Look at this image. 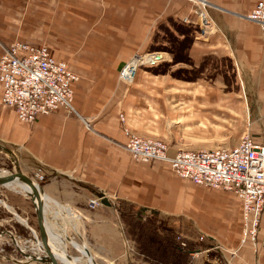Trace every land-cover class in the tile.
<instances>
[{
  "label": "crops",
  "instance_id": "1",
  "mask_svg": "<svg viewBox=\"0 0 264 264\" xmlns=\"http://www.w3.org/2000/svg\"><path fill=\"white\" fill-rule=\"evenodd\" d=\"M206 1L218 31L206 38L195 36L187 54L210 75L191 82L148 67L125 82L120 69L135 52L155 50L151 47L157 45L163 23L195 25L197 16L188 0H0V57L16 40L46 45L80 77L74 84L75 112L60 109L31 125L22 123L0 98V145L13 151L23 170L30 169L32 175L44 170L46 178L40 183L50 235L76 234L100 264H128L119 212L123 203L153 210L146 216L171 219L179 231L204 234L227 264H264V213L258 250L251 243L241 245L242 204L235 194L182 179L167 162H135L125 147L120 114L133 132L167 142L171 156L211 147L199 135L173 143L172 134L228 129V117L243 109L241 94L223 90L229 74L241 83L251 106L247 128L257 129L251 132L257 143L264 141V30L247 18L256 0ZM166 54L170 63L172 54ZM5 188L0 186V198ZM100 194L110 205L90 208L89 199ZM6 205L21 214L13 201ZM18 223L24 226L0 202V231L12 232L26 251L13 226ZM32 226L38 231L36 215ZM11 241L8 234L0 236V264H38L23 261L27 258L16 247L17 257L6 254ZM70 245L81 255H70ZM61 246L76 264L84 258L72 243Z\"/></svg>",
  "mask_w": 264,
  "mask_h": 264
},
{
  "label": "built area",
  "instance_id": "2",
  "mask_svg": "<svg viewBox=\"0 0 264 264\" xmlns=\"http://www.w3.org/2000/svg\"><path fill=\"white\" fill-rule=\"evenodd\" d=\"M188 1L197 16L195 23L202 31L201 35L217 32L218 24L208 13L207 1ZM247 18L258 22L264 30V0H256ZM3 51L0 57L1 103L12 108L22 123L31 125L40 115L61 108L74 111L73 84L79 81V76L56 60L47 46L16 41L6 45ZM165 55V51L151 50L135 53L121 68L119 76L127 82L132 81L141 68L162 64ZM121 120L124 122L123 115ZM122 125L127 137L126 149L134 161L145 164L154 160L168 162L182 179L235 194L242 201V242L250 240L257 244L264 213V141L257 143L245 135L234 147L198 152L184 150L173 157L168 154L169 147L164 141L141 136L125 123ZM34 176L37 182L46 178L42 168ZM100 204L98 198H91L88 206L96 208ZM199 240L207 238L201 234ZM2 252L0 248V254Z\"/></svg>",
  "mask_w": 264,
  "mask_h": 264
},
{
  "label": "rangeland",
  "instance_id": "3",
  "mask_svg": "<svg viewBox=\"0 0 264 264\" xmlns=\"http://www.w3.org/2000/svg\"><path fill=\"white\" fill-rule=\"evenodd\" d=\"M158 30L159 33L157 34V40H156L157 45L156 46L153 45L151 49H155V50H151V51H161V52L166 51L171 53V51L169 50H174L175 54H177L178 58H180L181 60L179 62H172L171 60L169 64L166 63L167 64L166 70H168V72H170L173 76L181 75L184 77H188L187 78L189 79L188 81L191 82H196L198 78H202L203 75L205 74L210 75L208 72L205 73L204 64L197 65L190 58H189L190 61H186L185 59L186 49L185 47L182 46V44H184L187 39L193 41L195 36L206 38L211 34H214L213 32L212 33L210 32L207 35H201L202 31L201 29H199L198 24L195 23L194 26H186V25H181L179 23L177 24L173 21H168L166 23H163ZM172 58H173V54H172ZM223 88H224L223 90L226 91L227 93L233 92L235 94H241L242 97L240 98V100L242 101V107H243L242 114L238 113L228 117V120L226 122L228 129L215 130L212 129L213 128L212 127L211 131H205V132L203 131L197 134H188L187 131H184V136L182 134L179 135L178 133L172 134L173 143H176L177 139L181 140V138L190 141L193 139L191 135L192 136L199 135V136H203L204 139H207L208 141H210L209 143H212L213 145L211 147L198 148V149H213L216 146L229 147L238 144L245 133L247 132L251 133L257 131V129L247 128L246 120L248 119L247 117H249V115H252V110L250 104L248 102H247L248 105L246 104L245 100L247 98L244 95V91H243L244 89H242L241 83L238 81H234L233 77L230 76L229 74L228 81L224 83ZM247 101H249V99ZM150 137L161 140L158 137H154V136H150ZM198 149H189V150L196 151ZM15 159L19 163L21 171L24 174H27L28 176L32 177L34 181H36L35 180L36 176L32 175V171L28 168L27 169L25 168L23 170L19 160H17L16 157ZM15 166L16 163L12 160V158L6 152L0 150V169L3 170L4 173L8 174L11 171H15L16 168ZM37 183H39V185L41 186L40 182ZM1 192L3 194L1 199L3 200L5 199L4 200L5 202L11 200L14 203H16L17 207L19 208V212L21 213L19 215L26 221V223H28L27 226L25 224L24 226H22L19 223L13 225L15 231L18 232V234L21 237H23V240H25L24 245L26 247V252L37 254L38 251L35 246V239L33 236V232L29 228V226L33 227L32 223L35 221V215H36L35 208L33 207L31 198L28 195L9 189L8 187L2 189ZM89 207L92 208L91 206ZM122 208L124 211L127 212L125 215L121 217V220H123V236H124V252H125L124 255L126 260L125 262H127L128 264H130L127 260L128 257L131 258L133 264H227L225 256L219 249L208 246V243L210 241L199 240L201 234L198 236V234L193 233L191 230L179 231L174 227V225L171 222V219H166L158 215L146 216L150 212H153V210L151 211L149 209H143V213H145V216L147 217L148 220L144 221L143 223L141 222L136 224L133 218H131V216L128 213L129 212L128 206L122 205ZM9 217H11L10 214ZM161 224L165 225L163 226V228H166L164 231L160 230V228H162ZM169 224L173 225L174 228H172ZM155 225L157 226L161 225L159 227V230L163 236L162 235L161 237L157 236L156 238L157 240L162 241L161 244H163V246L168 245L167 238L171 236L173 237L174 241L178 242L181 248L185 249L190 247L196 249L197 252H193L191 253V255H187L186 253H183L179 250H177L176 252L175 250L172 249L165 253L167 256L166 255L163 256L162 250L157 249L155 252L154 245L152 244L153 235L151 232L153 230V227L154 229H157ZM73 239L80 242V237H78L76 234ZM183 243L185 244V246L182 245ZM5 247H6L5 250L7 251V252L5 251L6 254L12 255L13 253L15 256L18 254V251H16L15 245L12 243V241L10 245L7 244L5 245ZM68 249L72 253L69 254L73 255L74 257L81 255L71 245L68 247ZM201 252H203L204 254L202 255ZM180 254L183 255L182 258L180 257ZM9 257L14 259V257L12 256ZM23 261H27V260L24 259ZM33 262L42 264L37 261H33ZM95 262L97 264H100L96 259ZM85 263H86V258H81V262L79 264H85Z\"/></svg>",
  "mask_w": 264,
  "mask_h": 264
},
{
  "label": "water",
  "instance_id": "4",
  "mask_svg": "<svg viewBox=\"0 0 264 264\" xmlns=\"http://www.w3.org/2000/svg\"><path fill=\"white\" fill-rule=\"evenodd\" d=\"M0 150L6 152L12 160L16 163L15 171H11L8 174L4 173L3 170L0 169V186H8L10 183L14 181H20L24 184H26L30 192H28V196L31 198L33 207L35 208V214L37 218L38 223V231L35 230L33 227L29 226V228L32 230L33 234L35 235V245L37 243V246L41 248V251L43 252L41 256L39 254H33L30 252H26L21 249V247L18 245L17 239L13 236L12 232H9L7 230L0 231V236L4 234H8L11 239H13V242L15 244V247L17 250L24 255L28 261L27 263L37 261L39 263L44 264H66L65 261L60 257V254H58L53 249V240L51 238V235L49 233V229L46 223L45 218V200L46 196L44 191H42V187L34 181V179L27 174H24L21 171V168L19 166V163L16 161L13 151L10 148H7L6 146L0 145ZM101 199V203L103 205H110L109 201L105 198L104 194H100L98 196ZM0 202L11 211L15 217L26 226L28 223L19 215L17 212L6 205V202L0 198ZM85 253L89 256L90 260H93L94 264H97L95 262V259L91 256V253L88 252L87 249H85ZM7 257V256H4Z\"/></svg>",
  "mask_w": 264,
  "mask_h": 264
},
{
  "label": "trees",
  "instance_id": "5",
  "mask_svg": "<svg viewBox=\"0 0 264 264\" xmlns=\"http://www.w3.org/2000/svg\"><path fill=\"white\" fill-rule=\"evenodd\" d=\"M192 43V41L190 39H187L185 41L184 44H182L183 47H185V51H186V56H185V59L186 61H190L189 60V57H188V54H187V50H188V47L190 46V44ZM171 51V53L173 54V58H172V62H179L181 61L180 58H178L177 54H175V51L174 50H169ZM169 64V63H167ZM166 62H163L162 64L158 65V66H155L153 67V69L159 73L161 72H164L166 71L167 69V65ZM160 66H162V68H159ZM152 69V68H151ZM175 77H178V78H184V79H187L188 77H184V76H179V75H174ZM192 79V78H191ZM189 80V79H187ZM121 205H125V206H128V209H129V215L131 216V218H133V220L135 221V223H143L144 221H147L148 219L146 218L145 216V213H143V209H139L137 206H134L132 204H127V203H123ZM119 212H120V217H122L123 215H125L127 212L123 210L122 206L121 208L119 209ZM156 214H153V216H155ZM157 216V215H156ZM150 219V218H149ZM162 225V224H161ZM160 225V226H161ZM170 225V224H169ZM154 226V225H153ZM160 226H157L155 225V227H157V229H154L153 227V230L151 231L152 232V235H153V240H152V244L154 245V251L156 252V250H162L163 251V256L166 255L165 253L169 250H175L177 252V250L183 252V253H186L187 255H191V253L195 252L196 249L194 248H181L178 244V242L174 241L173 237L169 236L167 238V241H168V245L167 246H163L162 241H159L157 240V236L161 237L162 233L160 232V230H165L166 228H163V226L165 225H162V228H160L159 230V227ZM172 228L173 225H170ZM169 227V226H168ZM155 236V237H154ZM163 236V235H162ZM208 246L209 247H212V243H208ZM154 256V255H153ZM167 256V255H166ZM180 257L182 258L183 255L180 254Z\"/></svg>",
  "mask_w": 264,
  "mask_h": 264
},
{
  "label": "bare ground",
  "instance_id": "6",
  "mask_svg": "<svg viewBox=\"0 0 264 264\" xmlns=\"http://www.w3.org/2000/svg\"><path fill=\"white\" fill-rule=\"evenodd\" d=\"M258 23V22H257ZM259 24V23H258ZM260 25V24H259ZM16 41H18V42H21V41H19V40H16ZM16 41H13V42H16ZM13 42H11V43H13ZM22 42H24V41H22ZM10 44V43H9ZM46 46V45H45ZM143 52V51H142ZM135 53H138V52H135ZM134 53V54H135ZM133 54V55H134ZM132 55V56H133ZM54 56V55H53ZM55 57V56H54ZM132 58V57H131ZM130 58V59H131ZM55 59L56 60H58L56 57H55ZM129 59V60H130ZM128 60V61H129ZM59 62H62V63H64V64H66L64 61H60V60H58ZM127 61V62H128ZM67 65V64H66ZM70 69H71V67L69 66V65H67ZM72 70V69H71ZM121 70V69H120ZM73 71V70H72ZM74 72V71H73ZM120 72V71H119ZM75 73V72H74ZM76 75H77V73H75ZM120 74V73H119ZM77 76H79V75H77ZM79 79H80V77H79ZM120 79L121 80H123V81H125L124 79H122L121 77H120ZM135 79V78H134ZM134 79L132 80V81H134ZM131 80H129L128 82H132ZM78 82V81H77ZM125 82H127V81H125ZM76 83V82H75ZM74 83V84H75ZM74 84H73V91H74ZM73 96H74V94H73ZM72 106H73V104H72ZM73 108H74V106H73ZM61 109H65V108H61ZM60 110V109H59ZM56 111H58V110H56ZM70 111H72V110H70ZM74 111H75V108H74ZM45 115H49V114H45ZM123 115V117H124V122H122V120H121V116ZM41 116V115H40ZM120 121H121V123H125L126 124V118H125V115L124 114H120ZM28 125H30V124H28ZM127 125V124H126ZM245 135H249V136H251V138H253L254 139V136L253 135H251V133H245L244 135H243V137H242V139H241V141L244 139V136ZM145 137V136H144ZM147 138H150V137H147ZM241 141L239 142V144L241 143ZM254 141L256 142V140L254 139ZM239 144H237V145H239ZM237 145H235V146H237ZM125 147H126V145H125ZM220 147H226V146H220ZM229 147H234V146H229ZM228 147V148H229ZM216 148H218V147H216ZM213 149H215V148H213ZM213 149H211V150H213ZM202 150H205V149H202ZM182 151H184V150H182ZM186 151H191V150H186ZM193 151V150H192ZM179 152H181V151H179ZM178 152V153H179ZM195 152H198V151H195ZM129 153V152H128ZM169 154V153H168ZM171 156V155H170ZM174 157V156H173ZM155 161V160H154ZM159 161V160H158ZM168 163V162H167ZM168 165H169V167H170V169H171V166H170V164L168 163ZM173 171V170H172ZM174 172V171H173ZM174 174L175 175H177L175 172H174ZM183 179H185V178H183ZM186 180H188V179H186ZM188 181H190V182H192L191 180H188ZM193 183V182H192ZM199 185H201V184H199ZM9 186H14L15 188H17L18 189V192H21V193H23V194H25V195H28V192H30V189H29V187L26 185V184H24V183H22V182H20V181H14V182H12V183H10V185H8L7 187H9ZM207 187V186H206ZM215 188V187H214ZM216 189H221V188H216ZM93 198H98L99 200H100V202H101V199L99 198V197H93ZM91 199V198H90ZM241 204H242V201H241ZM71 218H72V216H71ZM73 219V218H72ZM76 220V219H75ZM242 230V229H241ZM259 232V231H258ZM51 238L52 239H55L56 240V242L58 243V245H59V247H56L55 246V244L53 245V249H54V251H56L58 254H60V257L65 261V263L66 264H76L75 262H73V260L70 258V257H68L67 255H66V253H65V251L61 248L62 246L61 245H63V243H64V241H67V242H70V243H72L78 250H81V251H83V253H84V258H86V263L85 264H94V262H93V260H90L89 259V256L87 255V253H85V249H87V247L82 243H78L75 239H73V238H71V237H68V236H66L65 235V233H58V235L57 234H52L51 235ZM242 239H243V233H242V238H241V245H243V244H246V243H251L253 246H254V248L256 249V250H258V248H257V244H253L250 240H247V242H245V243H243L242 242ZM61 246V247H60ZM37 248V247H36ZM38 253L37 254H39V256H41V254L43 253L42 251H41V248L38 246ZM89 252V251H88ZM41 253V254H40ZM91 256H92V254H91ZM93 257V256H92ZM27 261H28V259H27Z\"/></svg>",
  "mask_w": 264,
  "mask_h": 264
}]
</instances>
